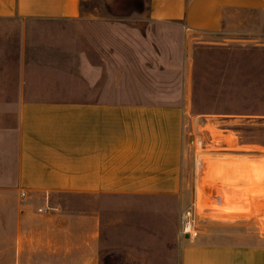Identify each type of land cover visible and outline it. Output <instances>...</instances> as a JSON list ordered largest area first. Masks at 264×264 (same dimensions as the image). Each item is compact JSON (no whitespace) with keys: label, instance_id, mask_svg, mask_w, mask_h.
Listing matches in <instances>:
<instances>
[{"label":"rangeland","instance_id":"rangeland-1","mask_svg":"<svg viewBox=\"0 0 264 264\" xmlns=\"http://www.w3.org/2000/svg\"><path fill=\"white\" fill-rule=\"evenodd\" d=\"M81 8L79 18L67 21L0 18V175L12 168L8 152L14 138L5 132L16 125L18 109L10 102L20 95L22 75L31 85V96L84 97L110 95L101 81L89 86L88 74H101L104 68L109 77L116 69H124L126 85L120 90L124 95L187 98L188 194L183 202L165 201L167 208L159 210L156 217H131L129 223H122L121 233L117 211L102 195H56L55 204L73 208L74 215L91 216L88 222L73 225L93 230L96 263L181 264L183 246L197 252L204 245L224 248L247 243L256 250L264 241V196L246 195L241 188L247 184L217 191L201 186L212 182L206 164L264 163V30L243 39L205 41L190 36L186 51L178 39V27L150 20V0H82ZM19 34L29 36L20 40ZM55 34L73 35V40H54ZM70 56L78 63L70 65ZM22 61L27 66L24 74L19 72ZM185 66L189 69L187 90L183 87ZM40 68L46 73H38ZM140 74V81L132 79ZM42 76L46 80H39ZM231 176L219 175L215 181ZM0 187V264H6V244L14 226L10 214L14 196L7 185ZM236 192L244 197L239 198ZM186 209H191L199 231L189 240L178 235Z\"/></svg>","mask_w":264,"mask_h":264},{"label":"crops","instance_id":"crops-1","mask_svg":"<svg viewBox=\"0 0 264 264\" xmlns=\"http://www.w3.org/2000/svg\"><path fill=\"white\" fill-rule=\"evenodd\" d=\"M81 1L0 0V18L73 20L83 13ZM149 18L178 27L181 47L188 51L190 36L206 41L261 33L264 0H150ZM28 36L19 34L20 40ZM52 38L73 40V35L55 34ZM73 62L78 60L70 56V65ZM26 67L22 61L19 72L24 74ZM46 71L40 68L38 73ZM113 72L107 77L103 68L101 74L86 76L89 86L101 81L110 95L84 97L31 96V85L21 76L20 95L10 102L17 106L18 118L15 127L5 132L14 138L8 152L12 168L0 175V186L7 185L14 196L10 212L14 226L6 244V264H97L93 230L73 225L86 223L91 216L74 215L73 208L55 204L56 195H102L117 211L119 233L122 223H129L131 217H156L159 210L167 208L165 201L185 200L189 172L187 98L124 95L120 91L126 85L124 69ZM184 73L183 87L187 90V66ZM141 78L140 74L132 79ZM39 80H46V76ZM22 192L27 194L25 200ZM46 205L51 208L39 211ZM105 218L106 205L103 241ZM181 255V264H264V241L256 250L247 243L224 248L204 245L197 252L183 246Z\"/></svg>","mask_w":264,"mask_h":264},{"label":"bare ground","instance_id":"bare-ground-1","mask_svg":"<svg viewBox=\"0 0 264 264\" xmlns=\"http://www.w3.org/2000/svg\"><path fill=\"white\" fill-rule=\"evenodd\" d=\"M206 165H207L206 166V169H207L206 174H207V176L212 178V182H206L203 184V186L200 185L201 187L204 188V190H207V191L208 190H216V191L217 190H228V189L234 188L233 186L235 184L244 185V186H245V184H247V186L241 188V189L246 191V193H245L246 195L251 196V195H257V194L260 195L261 194L262 197L264 196V163H259L257 161H242L241 160L240 163H236L235 161H230L227 163V165H225V167H223L222 164H220V163H216V164L209 163ZM204 172H205V170H204ZM227 173L228 174L230 173L232 176L229 177L228 179H225L224 181H221V182L215 181V178H217L219 175H225ZM206 174H204L205 177H206ZM216 191H215V193H216ZM239 193L240 192H238V193L236 192V194H238L239 198L244 197V196H241ZM222 195H224V194H222ZM199 197L203 198L202 192H200ZM220 198H222V197H220ZM222 199H221V201H222ZM240 200H238V201H240ZM220 205L221 204H219V207H221ZM222 206H224V205L222 204Z\"/></svg>","mask_w":264,"mask_h":264},{"label":"built area","instance_id":"built-area-1","mask_svg":"<svg viewBox=\"0 0 264 264\" xmlns=\"http://www.w3.org/2000/svg\"><path fill=\"white\" fill-rule=\"evenodd\" d=\"M21 197L22 199H26L27 198V194L25 192L21 193ZM51 207L49 205H46L42 208H39V211L43 212V211H47L48 209H50ZM198 229L196 227L195 224V218L193 216V213L191 211V209H186L182 212V216H181V226L179 228L178 231V235L180 238H187L186 235H188L190 239H194L195 237L198 236Z\"/></svg>","mask_w":264,"mask_h":264},{"label":"water","instance_id":"water-1","mask_svg":"<svg viewBox=\"0 0 264 264\" xmlns=\"http://www.w3.org/2000/svg\"><path fill=\"white\" fill-rule=\"evenodd\" d=\"M186 237L188 238L189 236H188V235H186Z\"/></svg>","mask_w":264,"mask_h":264}]
</instances>
